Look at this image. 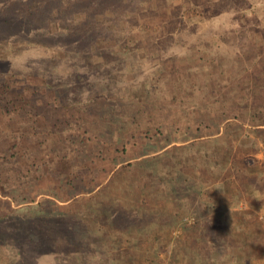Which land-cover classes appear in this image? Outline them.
Here are the masks:
<instances>
[{"label":"rangeland","instance_id":"1","mask_svg":"<svg viewBox=\"0 0 264 264\" xmlns=\"http://www.w3.org/2000/svg\"><path fill=\"white\" fill-rule=\"evenodd\" d=\"M103 1L0 0V264H264V127L241 100L264 85V0ZM37 95L60 103L36 126ZM39 205L40 260L2 220Z\"/></svg>","mask_w":264,"mask_h":264},{"label":"trees","instance_id":"2","mask_svg":"<svg viewBox=\"0 0 264 264\" xmlns=\"http://www.w3.org/2000/svg\"><path fill=\"white\" fill-rule=\"evenodd\" d=\"M109 1L110 0H106V4H108ZM111 12H112V10H108L107 13H111ZM88 19H90L89 16L86 17L84 20L87 21ZM89 23L90 22L88 21L87 25ZM81 32L83 34V38L85 39L86 34L83 33L84 30L81 31ZM86 32H87V30H86ZM22 34L24 35V32H22ZM51 36H52V38L57 37L56 35H51ZM49 43H53L54 44L53 47L56 46L55 42H53L52 39L49 41ZM30 49L32 50V49H35V48L31 47ZM46 49H49V47H46ZM242 58H244V59H243L242 63L240 64V66L241 67H246L247 66L246 68H244V70L254 72L255 65L253 66L251 64V62H249L248 59L245 58L244 56ZM212 63H213V65L215 67H217V65L219 64V59L215 58V60H213ZM250 65H251V69H250ZM263 66H264V63H259L258 62L256 64V68L259 69V73H260V71L262 73L264 72ZM29 72H32V71L30 70ZM260 78H261V80H264V78H262V75H261ZM219 86H220V84H219ZM46 88L49 89V84H47ZM241 89H242V91H245V95H246V92H249L251 94V95H248V96H250L251 100H249L247 96L246 97L242 96V98H241V100L246 104L245 107L248 108V111L246 110L247 112L246 111L244 112V113L247 114V121H245V123L247 125H250V126L258 127V128H255V129H259L260 128L259 126H263L264 127V85H256L255 87H252L250 89L249 86H245V84H244L243 87H241ZM252 90H255L257 93L252 91ZM239 93H240V89L238 88V90L235 93V96H233L231 101L228 100V103H230V102L231 103H235L237 101V99H238V94ZM37 98H39L40 101L37 100L36 101V105L35 104H33V105L30 104V106H28L29 104L25 105V106H27L25 108H27V113H28L27 115H29L28 117H30V120L34 124H36V126H37L36 121L38 119L42 120V121H46L49 118V111L48 110H49L50 107L51 108L55 107V104H56L55 101H58V103H60L58 98H56V100L53 103H51V104H49L47 101H44V99L41 97V95H37L36 99ZM10 103H11V100H10ZM27 103L28 102H25V104H27ZM1 105H2V107H4L3 115L7 114V112L10 111V109H11V106L8 109L6 108L7 106L11 105V104H9V100L7 102L3 98L2 101H1ZM28 108H29V110H28ZM243 111H244V109L243 110H237L235 112V110L232 109L230 111V113H231L232 117L238 118V120L241 121L242 115H243ZM54 121H55V119H54ZM94 122H93V124H96L97 122H99L98 125L94 129L95 132L99 131L105 125L108 126V124H107V122H105V120H94ZM199 123H200V125H202L201 130H206V129L209 128V123L208 122H203L201 120V121H199ZM251 129H254V128L251 127ZM28 130L29 129H27L28 133L27 132L24 133L25 137L20 143L21 144V149H22V154L20 156L23 159H29L28 155L26 154V152L29 150V148H28L29 146H30V150L28 152H30L31 150L39 151L38 147L43 145L42 142H39L40 141L39 138L43 137V135L45 134L40 129H38L37 131H34V135L33 134H29ZM84 131L86 132L88 130L85 129ZM97 136H98V133H96V135L94 137V140L98 143L100 141H98L96 139ZM0 143H2V145L5 146V148H6V153L3 154L4 157L0 158V166H2L3 164H7V163L11 162L13 160V155L12 154L10 155V149L11 148H9V143L6 140V138L3 139V141H1ZM78 144L81 145V142H78ZM99 145H102V143H99ZM74 146H76V145H74ZM78 149L80 150V146H78ZM83 149H85V148H83ZM79 150H78V152H76L78 158L80 157V153L82 151H84L85 153L90 154L92 148L88 149V150L87 149H85V150L81 149L80 151ZM36 154L37 153L34 154L32 159H34V158L39 159L38 155L35 156ZM34 167H35V169H36V171L38 173L39 172L38 166L34 165ZM40 173L43 174L42 172H39L37 178H39V176L41 175ZM3 178H4V180L8 179V183H10L11 186H14L12 188L14 191H16V188L18 186L23 187L25 189V192L30 191V189L27 188L28 185L31 186L30 180H26V177L22 176L20 172H18V174H15V176L11 175V174L10 175L9 174H5V176H3ZM13 199H15V198L13 197ZM33 199H34V197H31V196L27 195V197H25V199H23L22 201L33 202ZM39 208H40V205L37 206V210H34L36 212L29 213V215H27V214H25L23 212L22 213L13 212V214H11L9 217H6V218L2 219L3 222H6L7 224L16 223V225L18 227L16 229H12L9 232L8 235L4 236V241H6L7 243L8 242L12 243V241H13L15 243L18 242L21 245H24L25 248H28L30 250V253L34 254L35 258L37 257L38 260H40V257L48 254V253L44 252L45 250H47V248H44V244L45 243L41 239L42 235L40 234L38 228L34 227V223L37 222L36 219H40V220L45 222V217H42V216H45V214L43 212H41ZM48 219H49L50 222H52L54 224L62 223L63 221H65V219L62 218V215H58V214L57 215H53L52 214V215H50L48 217ZM20 226H22L24 229H20Z\"/></svg>","mask_w":264,"mask_h":264}]
</instances>
